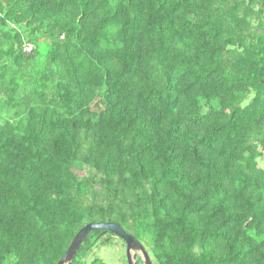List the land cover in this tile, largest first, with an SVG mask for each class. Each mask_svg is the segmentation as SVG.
<instances>
[{"label": "trees", "instance_id": "1", "mask_svg": "<svg viewBox=\"0 0 264 264\" xmlns=\"http://www.w3.org/2000/svg\"><path fill=\"white\" fill-rule=\"evenodd\" d=\"M260 163L264 0H0V264H264Z\"/></svg>", "mask_w": 264, "mask_h": 264}, {"label": "water", "instance_id": "2", "mask_svg": "<svg viewBox=\"0 0 264 264\" xmlns=\"http://www.w3.org/2000/svg\"><path fill=\"white\" fill-rule=\"evenodd\" d=\"M96 230L108 232L118 238L124 245L126 264H135L136 257H139L141 264H151L142 246L133 237L125 234L117 225L107 224H87L81 228L71 240L67 250L60 257L57 264H70L79 246L86 236Z\"/></svg>", "mask_w": 264, "mask_h": 264}, {"label": "rangeland", "instance_id": "3", "mask_svg": "<svg viewBox=\"0 0 264 264\" xmlns=\"http://www.w3.org/2000/svg\"><path fill=\"white\" fill-rule=\"evenodd\" d=\"M263 164L260 163L262 168H264ZM94 252L104 264H126L124 247L115 239L111 240L109 246L98 248Z\"/></svg>", "mask_w": 264, "mask_h": 264}, {"label": "built area", "instance_id": "4", "mask_svg": "<svg viewBox=\"0 0 264 264\" xmlns=\"http://www.w3.org/2000/svg\"><path fill=\"white\" fill-rule=\"evenodd\" d=\"M30 49H31L30 46H27V47L25 48V50H26L27 52L30 51Z\"/></svg>", "mask_w": 264, "mask_h": 264}]
</instances>
